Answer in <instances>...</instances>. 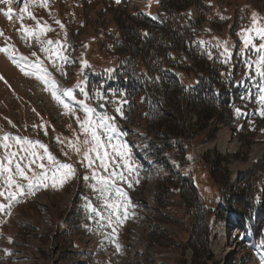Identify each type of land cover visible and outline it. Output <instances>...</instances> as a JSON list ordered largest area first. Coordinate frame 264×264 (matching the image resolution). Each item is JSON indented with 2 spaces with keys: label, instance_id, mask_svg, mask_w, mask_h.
Segmentation results:
<instances>
[{
  "label": "rangeland",
  "instance_id": "rangeland-1",
  "mask_svg": "<svg viewBox=\"0 0 264 264\" xmlns=\"http://www.w3.org/2000/svg\"><path fill=\"white\" fill-rule=\"evenodd\" d=\"M100 1L48 0L47 4L44 5L43 0H21V5L14 8L16 14L11 16L10 19L4 15V12L6 8L12 7V4L8 5L0 0V28L3 33L0 44L10 42L16 54L15 56L21 63L27 65L36 63L39 60L36 58L38 55L32 54L37 49L41 56L46 57V59L43 58L45 63L42 66L49 74L50 84L54 80L58 85L57 78L64 79L72 84L71 88H58L73 90L76 100L63 97L65 102L76 109H81V105L76 103L78 100H84L90 107H93L95 103L103 102L108 108V114L106 115L115 117L116 119L112 123L118 126L121 113H117L116 109L120 108L122 114L125 110L121 92L109 91V98L102 100L97 95V85L87 88L86 82L80 79V74H78L75 64L71 61L70 54H72V50L71 52L69 50L71 39L77 41L74 49L75 51L79 50L78 55L81 57L78 65H85L86 62L87 65L104 71L116 61V56L110 53V49H113V45L110 44L112 43L111 37L113 39L119 38V41L124 43L128 39H132V34L128 33L127 30L129 23H126L125 19L131 20L133 23L135 21V25L141 24L139 11L149 13V11L156 10L157 1L134 0L126 5H114L103 11H101L103 5ZM195 1L201 2L200 4L203 5V11L207 17L209 16L205 8L209 9L210 13H215V16L223 13L230 16L234 13L235 31L231 40L238 38L239 44L236 47L238 52L244 50L241 33L251 27L253 13L257 15L258 23L264 24V0ZM149 6L153 8L151 9ZM25 8L28 11L23 14V21L21 22L19 17L21 10ZM189 11L191 19L196 20L199 11L195 8ZM30 14L35 17L33 19L35 27L30 21L32 19ZM50 15L53 17L52 21L49 19ZM121 17H123L122 20ZM116 18L120 20V31L110 33L111 31L106 30L105 35H103L104 30H98L106 25L114 29ZM230 20L232 21V18ZM56 21H59V24ZM223 22H225V18ZM22 23L28 30H36L37 28V31L39 30L38 24L49 27H53L55 24L54 29L51 28V31L41 36V40L53 41L48 47L55 51L46 54L41 51L43 45L35 39H22V36H24ZM230 24L231 22L227 21V25L223 29L225 30ZM203 25L208 26L207 22H203ZM142 27L151 30L152 25L145 22ZM217 30H220V34L223 35L221 28ZM50 34L52 37H50ZM55 35H57V38ZM256 43H261V41L257 40ZM57 44L62 47L57 48ZM118 45L122 44L118 43ZM227 49L229 50L231 47L229 46ZM57 52L59 57H66L67 60L60 59ZM248 54H251L250 56H253V59H257L255 53ZM20 57L26 59L21 60ZM252 75L254 77L252 81L257 87L256 75L255 73H252ZM0 77H2L0 79V136L8 134L39 141L46 145L58 161L71 164L75 169L77 167L83 168L78 174L83 175L85 189L93 191L92 185L95 181L91 179L93 171H96L97 174L102 172L101 175L104 176H107L108 172L98 167L99 161H96L91 168L88 167L87 161L81 162L82 152L77 154L66 147L69 140L76 142L77 136L80 137L81 141L83 140L76 119V117L81 120L84 119L82 110H78L73 115L62 105L59 106L57 100L53 98L52 87L43 86L33 78L20 74L1 55ZM80 82L81 86H79ZM80 87H84L85 92L88 93L87 99L80 93ZM135 102L133 125L139 135H147L146 130L152 121L148 122L145 118L140 97L137 96ZM245 104L242 105L243 109L240 110L245 113L244 115L236 114L234 108L228 111L231 114V119H229L231 124L211 125L210 133L197 131L196 127V136L189 138L188 143L185 145L184 152L186 155L180 157V152L175 151V149L168 150L167 160L165 161L166 167L164 168L152 169L151 166L143 163V158L148 159L146 163L149 162L148 156L143 153L136 156L127 147V158L133 171L131 173L134 174V177L130 178L133 186H131V189L134 190L135 181L139 183L145 179L142 186L136 188L137 191L135 190V198L140 201V204L136 207L134 220L124 227L122 236L124 254L116 258L112 254L105 255L108 249L102 250L97 255L95 254L91 260L92 264H145L146 260L143 255L147 253H154L155 264H180V262H186V264H264V246L261 244V242H264V214H260L257 218L251 220L246 217V221H244L238 217L239 214H243V211L236 204L237 214L228 213L233 219V225L229 228L228 223L226 222V224L222 219L212 218L208 230L209 238L204 244L203 233L200 235L199 229L195 231V228L192 227V219L185 220L186 224H180L181 218L179 216L175 217L172 211L165 208V206L163 207V204L159 201L160 194L163 193L162 189L165 191L167 187L171 186V178H174L171 173H184L185 170H190L192 168L190 162H193L196 156L201 157L204 154L210 157L218 155L227 157L226 167L232 172L231 179L235 183V189L240 190L242 188V184L237 182L239 177L242 176V181L245 180V176L251 169H254L255 163L264 160V118L258 115L260 105L258 100L248 106H245ZM257 117L260 118L261 125L259 128L254 126ZM156 120L158 119H155L154 122ZM191 122L194 124V119H191ZM235 122H237L236 125ZM45 130L47 134H45ZM149 136L150 139H153L151 134ZM57 138L63 143H59ZM139 138L141 142V136ZM7 143L10 145L7 150L0 147V160H5L7 152H17L19 149V146L11 140ZM113 143H120V141L113 140ZM225 145H227L226 149L224 148ZM143 146L141 143V150H143ZM34 150L40 154L43 153V149L37 148ZM108 151L111 154L112 149L109 148ZM65 152H67V155H65ZM24 155H27V153L20 152V156ZM175 161L179 162V166ZM43 163L46 167L49 166L47 160H44ZM151 165L155 167L153 163ZM141 166H143V170H145V166L148 169L143 173L140 170ZM33 167L37 172L40 171L35 165ZM124 170L127 171L125 168ZM85 177H89V179L86 180ZM74 178L75 175L69 178L63 186L58 183L56 187H52L51 181H49L47 188L40 187L34 194L19 196L17 201L12 203L10 212L8 209L0 212V233L4 242L0 247L3 255V257L0 255V264H49V262L50 264H72V262L76 264V257L71 255L72 250L70 249L74 245L71 247L69 243L72 241L76 247L82 245L79 242L80 236H76L78 231L73 230L71 237H61L59 234V228L61 232H64L66 223L72 225L76 221L72 215H68L71 212L69 205L72 206L74 203L72 198L75 200L76 194V191H74L76 186L72 185ZM21 183L26 184L27 182L21 181ZM204 191L206 193L208 190L205 189ZM172 195L169 193L164 196L171 199ZM167 199L165 198V201ZM0 203L6 204L7 201L0 197ZM159 218L162 221H159ZM129 219L128 216L127 221ZM59 222L63 223L61 227L59 224L57 225ZM157 227L165 231L154 230ZM186 227L193 229V236L190 242L184 246V242L182 245L181 240L183 241L185 236ZM151 236L157 245H162V247L151 246L149 248V237ZM162 241L166 244L164 245ZM178 243V251L170 250L173 245ZM141 249H146L147 252L145 253V250L142 252ZM58 251L61 255L57 256ZM140 252L143 253L141 256L138 255Z\"/></svg>",
  "mask_w": 264,
  "mask_h": 264
},
{
  "label": "trees",
  "instance_id": "trees-1",
  "mask_svg": "<svg viewBox=\"0 0 264 264\" xmlns=\"http://www.w3.org/2000/svg\"><path fill=\"white\" fill-rule=\"evenodd\" d=\"M154 1H157L156 10H148L149 13L139 11L141 24L135 25V21L133 23L125 19L129 23L128 33L133 38L124 43L119 38L111 37L113 49H110V53L116 56L113 70L121 71V74L115 73L119 75V82L129 83L131 94H142L143 114L152 123L146 130L147 135L139 137L142 138L144 153L160 169L166 167L159 157L161 151L175 149L183 157L186 155L184 148L188 139L194 138L197 131L210 133L211 125L231 124V114L228 111L234 108L237 114L236 109L242 110L245 103L248 106L257 101L258 95L252 94L247 101V89L254 84V81L250 83L253 78V63L245 52H234L231 36L234 35L235 23L223 29L234 13L228 16L222 12L223 14L216 13L215 16V13H210L205 8L207 17L201 2L195 0ZM100 2L103 11L114 5H126L133 0H120V3H115V0ZM193 8L199 11L196 20L190 17L189 10ZM155 15L158 21L153 20ZM52 18L50 15L51 21ZM119 21L116 18L114 29L106 25L98 30H104L103 35L106 30L111 31L110 33L118 32L121 26ZM145 22L152 25L151 30L142 27ZM203 22H207L208 26L205 27ZM218 28H221L223 35ZM50 36L52 37L51 34ZM229 46L231 49L228 50ZM183 54L186 55L185 58ZM247 64L249 69L246 71ZM256 81L259 82L260 78L257 77ZM155 119L158 120L154 122ZM191 119H194V124L190 123ZM256 119L254 126L259 128L260 118ZM149 134L153 139L149 138ZM227 160V157L221 155L196 156L190 162V170L171 173L174 176L171 178V186L165 191L162 189L163 193L160 194V203L170 209L175 217L181 218L180 224H186L187 219L193 220L192 227L195 231L199 229L200 235L203 233L204 244L209 238L212 218L222 219L230 228L233 219L228 213L237 214V205L243 211L238 217L244 221L246 217L251 220L264 214V160L255 163L245 180L242 181V176L239 177L237 182L242 184L240 190L235 189V183L231 179L232 172L226 167ZM175 162L179 166V162ZM205 189L208 190L206 193ZM169 193L173 194L171 199L166 197ZM157 228L156 230L165 231ZM192 236L193 229L187 228L181 244L184 242L186 246ZM149 242V248L162 247L157 245L152 236L149 237ZM178 246L179 243L170 250L178 251ZM105 255L109 256L110 253ZM144 259L145 264H155L149 253L145 254Z\"/></svg>",
  "mask_w": 264,
  "mask_h": 264
},
{
  "label": "snow or ice",
  "instance_id": "snow-or-ice-1",
  "mask_svg": "<svg viewBox=\"0 0 264 264\" xmlns=\"http://www.w3.org/2000/svg\"><path fill=\"white\" fill-rule=\"evenodd\" d=\"M48 0H43L44 5H46ZM3 3L11 5L12 0H3ZM116 3H120V0H116ZM28 9H22L19 19L23 21V14L27 12ZM12 9L8 8V11L4 13L6 17L11 19ZM30 18L35 19L34 16L30 14ZM59 24V21H56ZM24 28V36L22 39L27 40L28 38L35 39L38 43L42 44V52L51 53L55 51L52 48H49L48 45H51L53 41L41 40V36L45 35L47 32L52 29L47 26H40L38 24V31L28 30L23 23L21 24ZM63 27V25H61ZM3 33L0 32V36ZM241 39L244 45V50L248 53H255L257 59L256 64V73L255 75L261 78V82L257 83L259 89L258 101L260 109L258 115L261 118H264V24L258 23L257 15L253 13L252 16V25L251 27L245 29L241 33ZM261 41V43H256V41ZM62 47L57 44V48ZM0 52L5 54H13L10 52L9 47H0ZM35 55V53H33ZM59 57V53L57 52ZM60 59L67 60L66 57H59ZM21 60L26 58L20 57ZM227 59V58H226ZM85 66L86 62H85ZM25 68H30L33 70H38L40 73L37 78L45 82H49V74L47 70L42 66V62L39 60L36 63L31 65H25L21 68V71L25 75L29 74V71H25ZM2 79V77H0ZM53 89V98L57 100L65 109L70 113L75 115L78 110L84 112V119L81 120L79 117H76L77 123L81 129V134L83 135V140H80V137H76V142L69 140L66 144V147L74 151L77 154L82 152V161H87V166L92 167L96 161H99L98 167L103 169L105 172H108L107 176L97 175L96 171H93L91 179L95 180V184L92 185L95 191L99 193V197L104 201V207L108 209L107 220L109 221V226L113 222V217H115L116 223H121L122 219L127 218V213L123 214V217L120 215L121 208L127 207L128 197L126 193H123L119 187H116L117 179L123 181L125 179L122 172H116L117 167H123L129 172L132 171L131 165L128 160V149L127 145L124 143H113L115 134H118L117 127L112 123L115 117H109L106 114H98L96 109L90 107L84 102V100H78L76 103L81 105V109L73 108L70 104L66 103L63 97H67L70 100H76V97L73 94L72 89H58L56 82L51 81ZM59 93V94H58ZM80 93L88 98V93L85 92L84 87H80ZM99 96L100 94L97 93ZM239 115H244L240 109H236ZM117 113H121V109H116ZM98 116V119H97ZM45 134H47L45 130ZM11 140L13 143L19 146L17 152H7L5 160H0V197L7 201V203H0V212H4L5 209L10 208L12 203L17 201V198L26 194H34V192L40 188H47L49 186V181H51V186L56 187L59 183L60 186L71 177L75 175V167L71 164L62 163L56 159L55 156L51 154L48 150V147L39 141H32L22 137H15L5 134L0 136V147L8 149L10 145L7 143ZM59 143H63L57 138ZM43 149V153L40 154L34 149ZM111 148L112 152L109 153L108 149ZM20 152L27 153V155L20 156ZM67 155V152H65ZM119 158V159H116ZM44 160H47L48 167L43 163ZM122 162V163H121ZM39 168L40 171L37 172L33 167ZM109 168H112V171H109ZM31 173V175H29ZM89 179V177H85ZM21 181H26L27 183H21ZM132 185L129 183L128 185ZM115 195V199L110 200L109 197ZM87 207L92 209L93 212H96V209L92 207L91 204H88ZM96 215L101 216V219H104L101 213L96 212ZM112 232L115 233L116 229L113 228ZM264 246V242H261ZM119 248V245H117Z\"/></svg>",
  "mask_w": 264,
  "mask_h": 264
},
{
  "label": "water",
  "instance_id": "water-1",
  "mask_svg": "<svg viewBox=\"0 0 264 264\" xmlns=\"http://www.w3.org/2000/svg\"><path fill=\"white\" fill-rule=\"evenodd\" d=\"M94 108L96 109V111L98 113H102L103 114V113L106 112V108H105V106L102 103L96 104V106ZM117 172H120V170H118Z\"/></svg>",
  "mask_w": 264,
  "mask_h": 264
},
{
  "label": "bare ground",
  "instance_id": "bare-ground-1",
  "mask_svg": "<svg viewBox=\"0 0 264 264\" xmlns=\"http://www.w3.org/2000/svg\"><path fill=\"white\" fill-rule=\"evenodd\" d=\"M226 137H227V136H226ZM224 148L226 149V148H227V145H225ZM64 245H65V244H64ZM70 249H71V248H70ZM65 250H66V249H65ZM58 253H60V251H58L57 254H58ZM23 254H25V253H23ZM51 255H52V254H51ZM57 256H58V255H57ZM25 258H26V257H25ZM49 258H50V257H49ZM47 259H48V258H47ZM51 260H52V259H51ZM65 260H66V259H65ZM52 261H53V260H52ZM71 261H72V260H71ZM46 262H47V261H46ZM64 262H65V261H64ZM43 263H44V262H43ZM49 264H50V262H49ZM72 264H74V263L72 262Z\"/></svg>",
  "mask_w": 264,
  "mask_h": 264
}]
</instances>
